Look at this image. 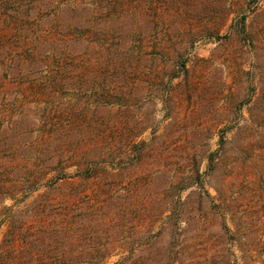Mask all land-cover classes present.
Wrapping results in <instances>:
<instances>
[{
  "label": "rangeland",
  "instance_id": "obj_1",
  "mask_svg": "<svg viewBox=\"0 0 264 264\" xmlns=\"http://www.w3.org/2000/svg\"><path fill=\"white\" fill-rule=\"evenodd\" d=\"M47 210L86 264H264V0H0V245Z\"/></svg>",
  "mask_w": 264,
  "mask_h": 264
},
{
  "label": "trees",
  "instance_id": "obj_2",
  "mask_svg": "<svg viewBox=\"0 0 264 264\" xmlns=\"http://www.w3.org/2000/svg\"><path fill=\"white\" fill-rule=\"evenodd\" d=\"M256 108L260 109L258 105ZM251 112L253 116V111ZM254 115L257 117L256 113ZM44 157L47 160L52 159V156L48 154ZM55 176L58 177L57 173ZM47 196L46 194L40 201L38 200L28 206L24 212L30 210L34 211V213H40V211L46 210L48 207ZM57 216L58 213L55 211H45L44 217L48 224H45L42 229L44 231L37 235L34 231L33 233L28 232V227H25V223L21 222V219L18 218L19 216L14 217L0 245V264H86L83 259L90 257L92 262L102 261L101 259L107 255L105 244L97 246L93 244H97L96 242L98 241L99 243L101 240L106 242V238L102 237V234L96 235L94 231L82 232L76 236V241L82 242L76 248V252L73 251L71 253L65 249L60 252L56 251L58 245H66L68 247L72 245L68 236L71 227H73L72 221L66 219V223H63L64 216L58 219L56 218ZM83 216L86 217L88 214L76 213V228L80 231H83L84 228ZM60 222L67 228H62V223L59 225ZM66 229L68 231H65ZM94 239H96L95 242ZM85 241L88 242L85 243ZM87 244L93 245L94 248L90 247L92 252L90 250L86 251L88 250ZM37 246L42 249H35ZM99 255L101 258H98ZM178 255L179 253H176L171 240L163 243V237H161L160 233H157L154 237H148V239L141 241L138 251L131 246L120 260L111 264H176L179 261ZM97 264L110 263L100 262Z\"/></svg>",
  "mask_w": 264,
  "mask_h": 264
}]
</instances>
